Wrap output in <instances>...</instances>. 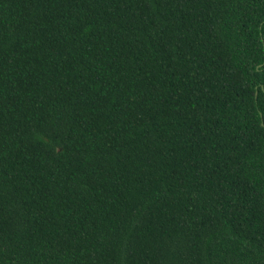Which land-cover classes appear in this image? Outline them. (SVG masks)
Instances as JSON below:
<instances>
[{"label": "trees", "instance_id": "1", "mask_svg": "<svg viewBox=\"0 0 264 264\" xmlns=\"http://www.w3.org/2000/svg\"><path fill=\"white\" fill-rule=\"evenodd\" d=\"M0 264H264V0H0Z\"/></svg>", "mask_w": 264, "mask_h": 264}]
</instances>
